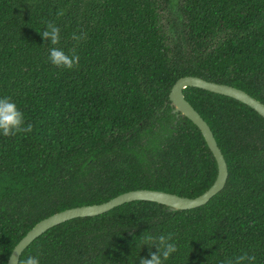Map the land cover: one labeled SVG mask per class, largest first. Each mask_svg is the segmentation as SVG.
Wrapping results in <instances>:
<instances>
[{
    "label": "trees",
    "instance_id": "trees-1",
    "mask_svg": "<svg viewBox=\"0 0 264 264\" xmlns=\"http://www.w3.org/2000/svg\"><path fill=\"white\" fill-rule=\"evenodd\" d=\"M63 10V16L57 12ZM52 21L60 42L40 32ZM73 33L83 35L79 41ZM80 56L54 66L49 49ZM187 75L244 89L264 103V0H0V98L33 130L0 133V264L39 221L136 189L197 197L218 175L199 127L173 112ZM187 100L209 123L229 167L205 205L135 200L55 225L23 251L40 264H139L173 233L164 264H264V117L198 87ZM139 245V246H138Z\"/></svg>",
    "mask_w": 264,
    "mask_h": 264
},
{
    "label": "water",
    "instance_id": "water-1",
    "mask_svg": "<svg viewBox=\"0 0 264 264\" xmlns=\"http://www.w3.org/2000/svg\"><path fill=\"white\" fill-rule=\"evenodd\" d=\"M187 87H198L215 93L233 97L253 109L264 117V103L253 97L244 89L215 81H209L200 76L187 75L179 78L173 85L170 92V101L173 112L183 115L192 120L201 130L209 148L213 152L218 163V175L213 185L197 197H187L176 193L154 189H136L124 192L112 199L92 205L71 207L44 218L39 221L19 241L13 249L8 264H19L23 251L37 237L42 235L49 228L76 217H87L105 213L114 207L135 200H149L169 206L171 209H192L205 205L212 197L218 194L226 186L229 177V167L225 155L220 148L209 123L203 118L200 112L187 100L184 90Z\"/></svg>",
    "mask_w": 264,
    "mask_h": 264
},
{
    "label": "clouds",
    "instance_id": "clouds-1",
    "mask_svg": "<svg viewBox=\"0 0 264 264\" xmlns=\"http://www.w3.org/2000/svg\"><path fill=\"white\" fill-rule=\"evenodd\" d=\"M63 10L57 12V16H63ZM45 41H51V45H57L60 42V28L48 21L46 29L40 32ZM86 38L83 35L73 33L72 39L79 41ZM49 60L57 67H63L72 70L79 65L80 56L72 51L71 55L66 54L62 49L51 47L49 49ZM24 115L18 109L17 105L12 102L10 97L0 98V133L4 136H15L17 133H27L33 130V126L28 124L24 127ZM173 233L167 235L161 234L154 236L151 232H144L140 236L142 246L148 245L150 248L155 246L157 252L150 251V258L141 257L139 264H164L169 257L178 251L177 244L173 241ZM139 246V245H138ZM256 257L244 252L233 258L226 259L223 264H254ZM19 264H40L39 258L35 256H28L26 259L19 260Z\"/></svg>",
    "mask_w": 264,
    "mask_h": 264
}]
</instances>
